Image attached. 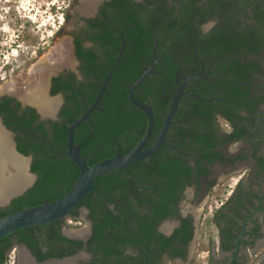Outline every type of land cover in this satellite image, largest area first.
<instances>
[{
  "label": "trees",
  "instance_id": "trees-1",
  "mask_svg": "<svg viewBox=\"0 0 264 264\" xmlns=\"http://www.w3.org/2000/svg\"><path fill=\"white\" fill-rule=\"evenodd\" d=\"M177 1L181 2L178 11L173 5L169 7L167 0H144L143 2L123 0L122 3L113 0L115 18H119L121 21L120 31L123 30L126 34L130 33L131 39L128 42L137 49H125L98 108L90 114L92 122L89 121L90 119L84 121L75 131L74 142L79 147L81 155L87 157L89 166L98 161L112 158L118 153L124 154L130 151L138 137L146 131V116L130 102L128 90L130 84L134 83L144 72L141 61L151 49H140L139 43L150 36L151 32H163L168 36L177 30H179L178 32L188 31L191 39L188 44L189 49L192 48V52L196 51L198 56L204 54V58L210 56L211 60V57L222 59V61L227 60V62L218 63L220 67L216 72L218 73V70H225V72L224 75L217 74L216 81L209 87L210 93L207 92L208 82L200 79L203 88L192 89V91L194 93L201 91V98L195 99L186 95L181 100L179 110L183 111L186 118L181 124H178L179 137L173 142L175 146L183 147L188 152L195 150V157L223 158L214 152L209 134L211 130L208 131V128L212 126L211 117L213 114L224 109L221 107V100L220 105L218 104L217 97L220 99L224 97L227 103L234 105L240 103L245 109L251 111L252 98H255L264 88V65H262L264 60L246 61L249 54L264 55V0H256L251 13L247 10L253 0H206L201 3V0ZM176 12L179 17L183 16V26L181 25V27H176L178 19L175 16ZM238 13L242 14L243 20L236 17ZM62 14L65 16V10L62 11ZM196 15H200L201 18L198 19L200 16L197 18ZM211 17H219L220 22L210 33L202 34L200 23ZM250 18L252 21L248 22L247 20ZM87 21L90 28L95 20L88 19ZM88 30L86 31L88 32ZM108 30L109 28L106 27V33L96 38L101 44L107 45L110 41L111 33ZM73 35L75 36L76 54L83 58L84 68L88 70L86 77L90 78L92 70L95 68L94 55L92 51H83L85 48L78 41L77 32H73ZM120 44L116 45V49H106L107 54L112 58L103 71L101 81L115 62ZM158 50L159 54L165 50L166 58L162 64L174 63V58L178 59V64L183 63L179 50ZM236 50L242 52L245 59L243 64L239 60L230 58ZM176 52H178L177 56H175ZM230 60L232 63H229ZM56 80L54 78V82ZM120 80L122 83L119 84ZM99 85L94 82L80 81L79 90L70 84L55 86L51 93L65 92V104L60 110L59 119L47 121L48 126H46V122L42 126L36 124L38 115L35 108L27 107L26 112L19 116L16 110L19 108V102L14 98L2 99L9 100L6 104L0 102V117L4 118L8 129H18L15 125L12 127L11 123L17 118V122L21 125V132L29 133L30 128L37 133L40 132L49 139L51 146L46 141L36 138L32 133L28 134L31 141L24 143H21L22 137L16 135L18 151L24 155H33L31 171L37 173L38 178L24 194L13 198L9 205L0 207V217L23 208L54 201L69 191L79 175V167L68 155L58 151L66 149L69 124L83 113L86 103L91 104L94 101L99 91ZM175 88L177 87L174 84L167 85L156 80H152V82L146 80L140 86L142 90L140 97L147 99L152 94L156 101L153 103L154 105L159 104V99H163L164 103H167L172 99L173 94L171 93L176 91ZM82 95L85 97L84 100L81 98ZM260 100H263L262 96ZM11 102H15V109L9 106ZM244 120H248V118L244 117ZM194 143L195 145L192 146ZM53 146L57 150H54ZM174 154L173 156L166 154L165 157L168 160L174 159V166L180 174L190 175V165L186 166L182 162L181 154ZM158 158L160 156L155 154L151 159ZM143 162L130 167V174L136 175L135 179L144 183L143 186L130 177L126 178L129 174L128 171L117 169L100 176L95 182L100 192L107 195V198L100 202L99 199H102L103 196L97 197L98 200L89 197L82 202L90 209L89 216L93 220V233L86 244L87 250L93 253L94 258L89 263L80 264H128L127 261L120 259L122 256L121 244L124 243L125 233L129 231V228L133 231L140 227H146L150 232V228H153L161 218L169 214L164 210L160 212L159 200L156 199V196L144 193V190L149 188L145 183L156 184L155 191H158V184L166 185L169 182L171 185L173 184L172 190L164 195H169L168 200L164 198V204L160 205L166 209L169 204L173 203L172 199L180 190L182 180L179 178L172 182V177L168 176L169 174L165 170L159 168L156 161H153L151 165H143ZM138 167L144 169V172L140 171ZM92 193L90 194L92 195ZM178 197L179 195L175 200ZM111 202L115 204L114 208L109 207L108 204ZM148 202L158 204L148 208V213L143 214L141 208L147 207ZM72 213L76 215L77 208ZM60 222L61 220H57L49 224L27 227L0 239V264H7L8 252L15 245V241L26 245L40 262L52 257L62 258L75 254L78 251L77 248L65 249L59 245L62 242L77 243L79 248H82L84 243L64 237L60 232ZM44 247H47V250L43 251Z\"/></svg>",
  "mask_w": 264,
  "mask_h": 264
},
{
  "label": "flooded vegetation",
  "instance_id": "flooded-vegetation-1",
  "mask_svg": "<svg viewBox=\"0 0 264 264\" xmlns=\"http://www.w3.org/2000/svg\"><path fill=\"white\" fill-rule=\"evenodd\" d=\"M117 1H121L122 3L123 0ZM134 1L143 2L144 0ZM205 1L206 0H201L200 3ZM78 2H80V0ZM255 2L256 0H253V3L248 7L247 11L250 13ZM180 3L181 2L177 0H167L169 7L173 5L177 11L179 9ZM83 6L84 1L81 2L79 7L80 20L75 29L71 31V41L67 42L72 48L74 66L67 67L65 70L52 76L50 79L48 96L53 97L55 95H59L57 97L60 98L58 107L54 112L55 114H47V117H43L41 111L38 109L39 107H36L37 105L29 99L26 101V103H24L21 93L17 90L2 91V93H6L0 95V102H2V104H6L12 98L19 102V108L16 109L19 116L26 112L27 107L35 108L38 115L36 124H39V126H42L44 122L47 123V121H56L59 119L60 110L65 104V92L60 91L56 94H52L51 91L55 86L70 84L71 86L75 87L76 90H79V82L85 81L87 83L94 82L100 84V89V86L107 75L106 74L104 79L101 81L103 71L109 64L110 58H112L107 54L106 49H116V45L120 43L119 53L122 47H124L123 52L125 49H137L133 45L131 46L128 42L131 39L130 33L128 32V34H126L123 30L120 31L121 21L119 18H115V7L113 0H97V2L94 4V7L87 13L83 12ZM71 7L72 4L66 9L64 16L65 21L61 22L60 28H63L65 24L70 21V18L72 17V14L70 13ZM175 16L178 17V19L176 18V27H181L183 16L179 17L178 12H176ZM199 16L200 15H196L195 17L198 18ZM236 17L243 20L241 13H238ZM200 18L201 16L198 19ZM88 19L95 20L92 22L90 28L89 22L87 21ZM247 21L251 22L252 19L250 18ZM218 22H220L219 17H211L207 20H204L200 23V32L202 34L210 33L218 25ZM106 27L109 28L108 32L110 31L111 35L109 34L110 41L107 43V45H104L101 44L96 38L101 36V34L106 33ZM85 29H89L88 32ZM178 31L179 30L174 31L171 35H168L169 38L163 32H151L149 33L150 36H147L139 43L140 49H151V51H148L141 61L144 72L147 69L152 68L151 73L145 79V81L147 80L152 82V80H156L167 85L174 84L178 88V85L184 80V77L199 73L198 76L187 82L185 87L187 94L183 96L189 95L195 99L201 98L200 94H202V92L200 91L194 93L192 89H198L200 87L203 88V85H201L199 81L201 79L208 82L207 92L210 93L211 90L209 87H211L216 81L217 74L220 73L224 75L225 72V70H218V73L216 72L220 67V64L218 63L227 62V60L222 61V59L216 57H211V60L210 56L208 58H204V54H202V56H198L196 51L192 52V48L189 49L190 46L188 42L191 40L190 35H188L189 32ZM73 32H77V39L81 46L85 48L83 51H92L94 55L95 68L92 70L93 73L90 78L86 77L88 70L84 68L85 62H83V58H80L76 54V43ZM116 38L118 39L116 40ZM158 49L179 50L178 52L182 54L183 63L178 64V59L174 58V63L162 64L164 58H166L165 50L163 53L159 54ZM178 52L175 53V56H177ZM230 58H232V60H239L241 64H243L245 61L242 52L238 50L234 51ZM247 58L248 59L246 61L251 59L262 61L264 60V55L259 56L249 54ZM232 60H230L229 63H232ZM47 64L50 66V61H47ZM262 65H264L263 62ZM112 75L109 81L111 80ZM54 78L57 79L55 82ZM150 78L151 80H149ZM120 83H122L121 80L119 81V84ZM140 86L135 91V97L151 106L155 119L154 131L146 144L147 148L151 146L158 137L167 117L172 99L167 103H164L163 99H159V104L154 105L153 103L156 101H154V96L152 94H150L147 99L144 97L141 99L140 96L142 94V90L140 89ZM177 88L175 89L177 90ZM8 92L13 93V95L8 94ZM175 92L173 91L171 94L174 95ZM261 96L263 97V100L259 101ZM4 98L9 100H2ZM81 98L84 100L85 97L82 95ZM181 100L180 105L178 106L173 117V123L169 127L168 133L166 135L167 143L163 144L161 148L155 153L158 154L160 158L156 160L151 159L153 155H155L153 154L149 158L129 165L126 169L119 168L129 172L126 178L130 177L131 179H134L136 183H139L143 186L144 183H141L139 179H135L137 178L136 175L130 174V167L142 161H144L143 165H151L153 161H156L158 162L157 164L159 168L165 170V172L169 174L168 176L172 177V182L174 180H179V178L182 180L180 184V190H176L177 193L175 194V198L177 195H179V197L177 200L173 198V203L169 204L166 209L160 205L164 204V198L168 200L169 195H164L168 194L172 190L171 186H173V184L171 185L170 182L166 185L158 184V191H155L156 184L147 182L145 183L149 186V188L144 190V193H149L150 196H156V199L159 200V204H157L161 210L160 212H163L164 210V212L169 214L161 218V220L156 225H154L153 228H150V232H148L146 227H140V229L133 231L129 228V231L125 233L124 243L121 244L122 256L120 260H124L125 262L127 261L128 264H195L196 254L199 250L198 247L202 246L204 239L206 242L203 243H206L208 247L206 255L204 256L206 264H232V262L233 264H264V88L260 90L259 94L255 98H252L251 111L245 109V107H243V105L240 103H235L234 105L233 103H227L224 97L223 99L217 97V100H219L218 104L220 105L221 100V107L224 109L213 114L211 117L212 126L208 128V131L209 129L211 130L209 131V134L211 135V144L213 145L214 152L217 155L220 154L223 157L222 159H203L195 157V150L188 152L183 147H177L174 145L173 140L179 137L180 128L178 124H181L183 119L186 118V115L183 113V111L179 110L181 107ZM89 105L91 104L86 103V108ZM9 106L14 108L15 102H11ZM141 112L146 116V126L148 127V117L143 111ZM244 117H247L248 120H244ZM1 118L4 123V118ZM16 119L12 120L11 123L12 127L15 125L18 127V129H10L15 133L14 139L18 134V136L20 135L22 137L21 139L23 141L21 143L31 141L29 140L30 137L28 134L32 133L36 138L46 141L51 146L49 139L45 135L40 134V132L37 133L31 128L28 130L29 133L21 132V125ZM89 121L92 122L91 119ZM48 125L49 124L47 123L46 126ZM245 127H247V130H245ZM145 133L138 137L133 148L137 145L140 139L144 137ZM193 145H195V143L192 144V146ZM53 148L54 150H57L56 147L53 146ZM66 149L58 152L67 155L64 153ZM174 153L181 154L183 157L182 162L185 163L186 166L190 165V175L185 173L180 174L179 170L174 166V159L170 158L168 160V158L165 157L166 154L173 156L175 155ZM27 156H31V167L33 155L28 154ZM138 169L140 171L144 170L139 167ZM207 171H209V173H207ZM221 171H223V173H228V177L234 173L238 176V178L231 186L232 188L229 191L228 188H225V190L228 192L224 196L222 195L223 197H221V199L216 198L217 204L211 208L209 211V217L207 218L206 210H209L207 205L210 202L213 192L216 191V189L218 190V186H220L221 183H224L221 182L222 180H219V173ZM30 172H32L31 168ZM32 174L35 175V180L33 182L34 184L38 178V174L34 172H32ZM33 184L30 187H32ZM95 187L96 189L91 191L94 194L92 193L91 195V192H89L91 196L88 194L85 199L91 197V199L98 200L97 197L103 196L102 199H99V201L102 202L104 198H107V195H104L102 192H100L96 184ZM157 204L148 202L146 205L147 207L141 208V212L143 214L148 213V208H151ZM108 205L110 208L115 207L113 202ZM77 211L78 213L76 215L71 213L69 216L60 219V232L64 237L81 241L84 243V245L82 248H79L77 243L62 242L59 245L60 247L65 249L77 248L78 251L75 254L66 255L62 258L52 257L47 260L57 261L67 258L71 260L67 264H80L89 263L94 258L93 253L87 250L86 244L93 233V220L89 216L90 209L88 206H85L83 203H81L77 207ZM209 225H213L215 228V234H210L206 229L203 232L200 231V226L204 229L206 227L208 228ZM84 227H86V230L81 236H73L67 233L69 230H77ZM15 245L19 246V249H23V247L26 246L24 244L18 243L17 241H15ZM26 248L28 247L26 246ZM45 250H47V247L43 248V251ZM31 254L34 257V261L41 263L37 260L36 256L32 252ZM198 256H200L199 253ZM254 256L255 259H252L251 261V257L253 258Z\"/></svg>",
  "mask_w": 264,
  "mask_h": 264
},
{
  "label": "water",
  "instance_id": "water-1",
  "mask_svg": "<svg viewBox=\"0 0 264 264\" xmlns=\"http://www.w3.org/2000/svg\"><path fill=\"white\" fill-rule=\"evenodd\" d=\"M124 47L121 48L120 53L118 54L116 61L108 71L105 80L100 86L99 92L96 95L94 101L89 105L85 111L78 116L74 121H72L67 130V149L65 150V154H67L79 167V175L77 179L75 180L72 187L69 189L68 192H66L64 195H62L60 198L51 201V202H45L43 204L33 206V207H27L23 208L21 210L12 212L10 214H7L3 217H0V239L5 237L6 235L20 230L27 227H33L43 224H49L54 221L63 219L67 216H69L72 211L77 208L82 201L85 199V197L89 194V192L94 191L96 189L95 187V181L102 175L111 172L113 170L119 169V168H128L129 165H132L140 160H144L146 158H149L153 154H155L163 144H166V135L168 133L169 127L173 123V117L177 111L178 106L180 105V100L183 95L187 94L185 91L186 84L189 80L193 79L194 77L198 76L199 73L184 77V80L178 85V88L175 92V94L172 97L170 108L167 114V117L165 119V122L162 126V129L156 138V140L153 142V144L146 148V144L149 141L155 127V119L154 114L152 111L151 106L146 103L142 102L139 99L135 97V91L139 88V86L145 81V79L149 76V74L152 71V68L147 69L133 84H131L129 88V99L132 102L134 106H136L138 109L143 111L147 117H148V127L147 131L143 138L140 139V141L137 143V145L130 150L127 153H119L116 156L112 158H107L102 161H99L92 166H89L87 163V157H84L80 153L79 147L74 142V133L75 130L78 128L79 125H81L84 121L89 119L90 114L98 108L101 99L103 95L106 92L108 81L114 72L116 66L119 64L121 55L123 52ZM66 68H62L61 70L58 69L57 71H54L53 74L49 76L48 79V94H49V87H50V79L52 76L62 72ZM8 94L13 95V93L8 92ZM59 96V95H55ZM53 96V97H55ZM23 101V100H22ZM26 103V101H23ZM38 107V106H36ZM39 109V108H38ZM40 110V109H39ZM42 113V112H41ZM55 114V113H54ZM43 117H47V114H43ZM0 123L3 126V129L7 131L9 134V142L11 145L12 153L15 155H19L22 157H25L28 159V172L32 176V181L30 184H28L22 191L10 195L8 198H6L3 201H0V207H5L10 204L13 198L22 195L34 182L35 175L30 172V161L31 156H27L22 154L18 151L16 147V142L14 139L15 133L8 129L6 125L3 123L2 118L0 117ZM24 248L28 251V253L32 256L30 250L24 246ZM33 257V256H32ZM34 258V257H33ZM67 259V258H63ZM50 261V260H47ZM47 261L41 262L45 263ZM36 262V261H35ZM38 263V262H36ZM233 264V262H232Z\"/></svg>",
  "mask_w": 264,
  "mask_h": 264
},
{
  "label": "rangeland",
  "instance_id": "rangeland-1",
  "mask_svg": "<svg viewBox=\"0 0 264 264\" xmlns=\"http://www.w3.org/2000/svg\"><path fill=\"white\" fill-rule=\"evenodd\" d=\"M74 1L0 0V86L7 79H13L18 86H24L28 79V67L32 63L37 62L44 52L57 42L71 41V31L75 29L80 20L79 7L84 0ZM71 4L72 17L58 31L61 22L65 21L62 11H66ZM3 93L0 92V95ZM227 174L223 171L219 173V180L224 183H221L218 190L213 192L207 205L209 207V210H206L207 218L211 208L217 204L216 198L221 199L238 178L234 173L229 175L230 177ZM225 188H228V191ZM205 229L210 234H215L213 225L204 229L200 226L201 232ZM203 242L206 241L203 239ZM203 242L202 246L198 247L195 264H206L204 256L208 247ZM18 249L19 246L15 245L8 252L7 264H18ZM252 259L254 260L255 256L251 257V261Z\"/></svg>",
  "mask_w": 264,
  "mask_h": 264
},
{
  "label": "bare ground",
  "instance_id": "bare-ground-1",
  "mask_svg": "<svg viewBox=\"0 0 264 264\" xmlns=\"http://www.w3.org/2000/svg\"><path fill=\"white\" fill-rule=\"evenodd\" d=\"M96 2L97 0H84L83 12H89ZM47 61H50V66ZM73 66L71 46L64 41L57 42L46 50L37 62L29 66L28 79L24 86H18L13 79H7L1 84L0 92L17 90L21 93L24 101L31 100L42 113L51 115L56 111L60 98L48 96L49 76L58 69ZM8 134L0 123V201L22 191L32 181V176L28 172V159L12 153ZM85 230L86 227L69 230L67 233L73 236H81ZM17 258L18 264H67L71 261L64 259L36 263L24 247L17 250Z\"/></svg>",
  "mask_w": 264,
  "mask_h": 264
}]
</instances>
